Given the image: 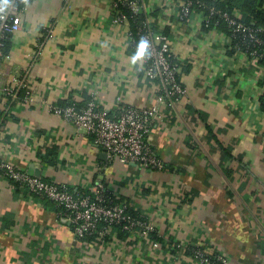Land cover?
I'll use <instances>...</instances> for the list:
<instances>
[{
  "label": "crops",
  "instance_id": "crops-1",
  "mask_svg": "<svg viewBox=\"0 0 264 264\" xmlns=\"http://www.w3.org/2000/svg\"><path fill=\"white\" fill-rule=\"evenodd\" d=\"M153 27L169 35L184 93L158 103L149 139L165 169L109 160L89 134L45 103L93 99L114 113L150 106L162 93L144 75L105 0H29L0 56V89L24 76L33 100L0 90V159L85 193L102 182L160 238L152 248L113 228L77 239L50 201L0 172V264H198L173 243L202 242L231 264H264V70L228 48L218 29L185 21L163 0H145ZM37 172L39 175L34 174Z\"/></svg>",
  "mask_w": 264,
  "mask_h": 264
},
{
  "label": "built area",
  "instance_id": "built-area-1",
  "mask_svg": "<svg viewBox=\"0 0 264 264\" xmlns=\"http://www.w3.org/2000/svg\"><path fill=\"white\" fill-rule=\"evenodd\" d=\"M67 1V0H66ZM112 11V22L124 24L127 27V41L137 51V44L142 37L150 43L151 54L143 57L144 75L149 79L158 80L162 93L156 95V103L150 106L127 105L120 107L114 113L108 108L100 107L93 97L82 105L75 103L63 106L45 103L47 109L74 125L76 130L89 134L93 142L99 146L109 160L118 159L121 162L137 163L142 168L161 170L166 165L152 147L149 134L158 119V103L165 98L175 99L184 93L179 74V63L175 59L168 34L153 27V20L146 11L145 0H105ZM8 7L3 9L0 0V56L5 41L20 28V11L29 0H6ZM199 0H163L164 6L176 11L179 22L188 19ZM201 26H207L213 15L224 19L229 33L228 48L239 55H246L251 62L264 70V37L263 27H252L239 20L235 11L228 13L221 9L210 7L206 15L198 13ZM131 19V20H130ZM215 29V28H212ZM234 34L244 38L241 43L233 42ZM250 42L251 47L244 45ZM1 92L11 99L21 93V101L30 103L32 92L24 76L13 78L12 82L2 87ZM264 111V81L261 85L258 104ZM0 172L8 180L26 191L32 197L45 199L53 203L58 209L59 217L72 227L77 239L100 235L104 237L113 228L128 234L139 236L148 241L152 248L160 247L161 243L155 239L156 234L151 224L140 214H130L125 203L118 201L102 182L96 181L95 187L88 192L81 193L71 190L67 185L58 184L28 173L7 161L0 159ZM174 249L180 247L189 250L191 257L198 264H231L228 257L221 251L209 247L205 243L172 244Z\"/></svg>",
  "mask_w": 264,
  "mask_h": 264
},
{
  "label": "trees",
  "instance_id": "trees-1",
  "mask_svg": "<svg viewBox=\"0 0 264 264\" xmlns=\"http://www.w3.org/2000/svg\"><path fill=\"white\" fill-rule=\"evenodd\" d=\"M212 7L215 9H221L222 11H226L228 13L237 12L239 14V20L243 21L244 23L248 24L252 27L261 26L263 27V33L262 36L264 37V0H199V3L195 4L194 10L196 13H202L203 15H206L208 12V9ZM131 20V19H130ZM202 28L205 30L208 29H218L225 33H229L228 27L226 25V22L224 19L217 15H213L210 19V23L205 26L202 25ZM241 35L234 34V39L232 41V44L235 42H240L243 40ZM8 39L5 41V44L7 43ZM234 42V43H233ZM244 45L251 47L252 44L250 42L244 41ZM231 51H234L233 49H230ZM264 64V63H263ZM264 81V79H263ZM15 187L20 188L17 183L10 181ZM47 200L43 199V202ZM130 213V212H129ZM135 214V213H130ZM118 234L125 236L128 234L119 230V227H115ZM97 235H91L89 237L82 238V241H91L96 240ZM155 239L160 240V238L155 237ZM188 252H190L188 250Z\"/></svg>",
  "mask_w": 264,
  "mask_h": 264
},
{
  "label": "clouds",
  "instance_id": "clouds-1",
  "mask_svg": "<svg viewBox=\"0 0 264 264\" xmlns=\"http://www.w3.org/2000/svg\"><path fill=\"white\" fill-rule=\"evenodd\" d=\"M8 7L6 0H3V9ZM2 10V9H0ZM151 43L147 38L142 37L137 44V51L132 56V62L136 63L138 60L151 54L150 52Z\"/></svg>",
  "mask_w": 264,
  "mask_h": 264
},
{
  "label": "water",
  "instance_id": "water-1",
  "mask_svg": "<svg viewBox=\"0 0 264 264\" xmlns=\"http://www.w3.org/2000/svg\"><path fill=\"white\" fill-rule=\"evenodd\" d=\"M103 154H104V156L106 155V154H105V152H104ZM34 174H37V175H39L37 172H34Z\"/></svg>",
  "mask_w": 264,
  "mask_h": 264
}]
</instances>
